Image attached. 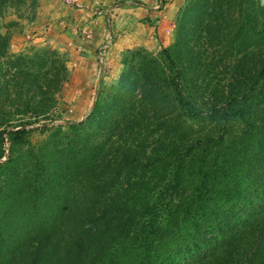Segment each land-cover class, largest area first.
<instances>
[{
    "label": "trees",
    "instance_id": "16d2710c",
    "mask_svg": "<svg viewBox=\"0 0 264 264\" xmlns=\"http://www.w3.org/2000/svg\"><path fill=\"white\" fill-rule=\"evenodd\" d=\"M176 33L54 125L65 59L0 26V264H264V0H192Z\"/></svg>",
    "mask_w": 264,
    "mask_h": 264
},
{
    "label": "rangeland",
    "instance_id": "374dc122",
    "mask_svg": "<svg viewBox=\"0 0 264 264\" xmlns=\"http://www.w3.org/2000/svg\"><path fill=\"white\" fill-rule=\"evenodd\" d=\"M191 1L184 0L180 8L173 13L170 24L163 26L161 23L160 27L157 26L162 33L163 30L168 31L162 36L161 40L157 38L158 40L154 45L132 47L113 56L109 47L104 53L105 56L97 60L82 59L79 45H77L81 35L78 29L72 27L73 22L78 21V18L72 14V9L75 10L76 8H69L61 0H58L57 7L54 10L57 13L56 15H61L66 22L58 24V22L49 18L43 25L37 22L40 13V2L38 0L37 7H34L33 3H29L20 10L7 8L0 20V26L2 33L7 31L11 33L9 49L11 57L16 55L33 56L38 51L49 49L58 52L65 59L69 78L57 97L58 102L52 113V119L56 120L54 125L74 124L84 121L97 101L100 103L106 101L108 94L111 93L114 87L118 86L121 76L127 70L125 61L134 58L132 57L133 53L140 50L142 53L162 61V52L174 45L176 31L185 17V13L189 10ZM165 5L166 1L163 0L161 9ZM45 123L46 120L41 119L30 127V129L36 130L32 135H29L32 145L38 146L48 138V133L41 132L39 128ZM5 150L7 154L8 145L6 144ZM6 159L5 155L0 161L3 162Z\"/></svg>",
    "mask_w": 264,
    "mask_h": 264
},
{
    "label": "crops",
    "instance_id": "0c3cea01",
    "mask_svg": "<svg viewBox=\"0 0 264 264\" xmlns=\"http://www.w3.org/2000/svg\"><path fill=\"white\" fill-rule=\"evenodd\" d=\"M165 1L166 5L161 9L163 0H80V7L72 9V14L78 18L72 27L78 29L81 35L77 45L82 59H101L109 47L113 56L132 47L154 45L157 38L161 40L168 31L163 30L162 33L157 26L160 27L161 23L163 26L170 24L173 13L184 2ZM39 2L40 13L37 22L41 25L48 18L58 24L66 22L61 15H56L54 10L58 0ZM97 12H101L102 15H97ZM103 50L105 51L102 52Z\"/></svg>",
    "mask_w": 264,
    "mask_h": 264
},
{
    "label": "built area",
    "instance_id": "2783aa9c",
    "mask_svg": "<svg viewBox=\"0 0 264 264\" xmlns=\"http://www.w3.org/2000/svg\"><path fill=\"white\" fill-rule=\"evenodd\" d=\"M61 2L69 7L78 8L80 7V0H61ZM97 15H102L101 12H97Z\"/></svg>",
    "mask_w": 264,
    "mask_h": 264
}]
</instances>
